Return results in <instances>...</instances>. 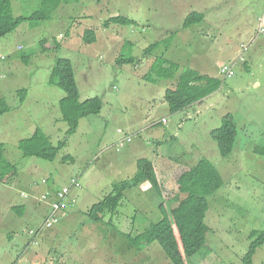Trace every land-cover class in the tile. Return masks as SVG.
<instances>
[{
  "label": "rangeland",
  "instance_id": "obj_1",
  "mask_svg": "<svg viewBox=\"0 0 264 264\" xmlns=\"http://www.w3.org/2000/svg\"><path fill=\"white\" fill-rule=\"evenodd\" d=\"M42 2L12 0L14 16H30ZM192 12L204 13L205 18L185 29L184 19ZM117 16L129 19V24L105 26ZM261 23L264 28V0H79L63 1L49 21L35 28L24 22L1 37L0 99L11 111L0 117V143L18 175L0 184V264H174L158 242L138 250L128 235L135 237L159 222L161 203L167 210L176 205L169 200L179 192L177 179L201 159L216 166L223 185L209 199L207 246L184 262L244 264L251 244L264 233ZM89 29L96 32L97 41L87 45L83 36ZM173 33L168 48L145 53ZM54 38L59 49L41 52L39 43H52ZM24 54L31 55L27 64L21 58ZM121 54L134 61L119 65ZM157 57L179 65L174 79L155 83L146 78ZM60 58L71 60L81 100L98 98L102 104L101 113L82 119L71 136L58 106L65 93L49 84ZM225 65L234 67V78L220 74ZM185 68L219 78L223 84L201 104L171 113L165 91L174 87ZM165 69L169 72V65ZM22 89L27 91L23 103ZM229 113L237 121L238 137L232 154L223 158L210 133ZM37 128L55 146L66 141L54 162L23 157L19 151V142ZM119 129L132 142L119 146L124 137ZM157 155L164 164L162 171L155 167L162 194L144 178L125 191L115 216L108 215L103 223L90 220L88 212L113 192L115 183L137 174L138 160L154 161ZM71 178L78 179L82 188L72 189V205L60 223L44 229L47 205L22 198L21 191L44 179L49 187H62ZM23 203L26 211L20 214L15 208ZM251 264H264V242L251 256Z\"/></svg>",
  "mask_w": 264,
  "mask_h": 264
},
{
  "label": "trees",
  "instance_id": "obj_2",
  "mask_svg": "<svg viewBox=\"0 0 264 264\" xmlns=\"http://www.w3.org/2000/svg\"><path fill=\"white\" fill-rule=\"evenodd\" d=\"M63 1L68 4L79 2V0H43L42 7L32 15L15 17L12 0H0V39L14 32L24 22L29 23V27L35 28L40 23L49 21ZM203 18H205L204 13H190L184 19V28L187 29L201 23ZM104 24L106 27L110 24L127 25L129 19L117 16L110 18ZM174 35L176 34L173 33L172 36L153 43L145 50V53L153 54L162 46L168 48ZM83 41L87 45L95 43L97 41L96 32L93 29L87 30L83 36ZM39 47L41 52H45L59 49L60 45L54 38L52 43L48 40H42ZM30 57V54H24L21 58L27 64ZM133 61L132 57L125 58L123 54L117 59L119 65L129 64ZM166 65L170 67L169 72L165 69ZM179 70L178 64L168 61L164 57H157L146 78L154 79L155 83L160 80L174 79ZM49 84L58 87L65 93L58 106H60L62 120L68 126L67 135L71 136L77 132L82 119L101 113L102 104L98 98L81 100L75 69L70 59L60 58L56 61ZM222 84L223 81L219 78L202 74L192 68H185L180 72L174 87L165 91L164 100L167 102L171 113L181 112L193 105L201 104L205 98L219 91ZM26 94V89L19 91L22 103ZM9 111L11 108L1 98L0 117ZM210 134L218 145L220 155L227 158L234 151L238 137L235 117L231 113L226 114L223 117L222 126ZM65 146L66 141L59 142L55 146L50 137L41 128H37L31 137L19 142L18 149L23 157H34L54 162ZM65 158L73 160L71 156ZM137 169V174L132 179L115 183L113 192L91 208L88 212L91 221L103 223L108 215L115 216L125 198V191L137 186L138 181L144 178L151 184L153 191L162 194L154 163L146 158L140 159L137 162ZM17 175L18 167L8 160L5 145L0 143V184L13 180ZM177 182L179 192L169 200L176 205L167 210L165 203H161L159 210L163 218L159 222L151 224L141 234L135 237L129 234L128 237L131 245L137 249L143 244L151 245L158 242L171 262L185 264V258L191 259L207 246V234L210 231V227L206 223L210 208L209 199L222 187L223 180L221 173L210 160L201 159L189 170L183 172ZM15 209L20 214L24 213L23 206ZM262 242H264V233L251 244L248 253L243 258L244 264H251V256L254 255L257 246Z\"/></svg>",
  "mask_w": 264,
  "mask_h": 264
},
{
  "label": "built area",
  "instance_id": "obj_3",
  "mask_svg": "<svg viewBox=\"0 0 264 264\" xmlns=\"http://www.w3.org/2000/svg\"><path fill=\"white\" fill-rule=\"evenodd\" d=\"M263 22V19H260ZM260 32L264 36V28L262 27V23L260 25ZM241 50L243 52L247 51L246 46H241ZM243 62V58L240 59ZM220 74L224 77V79L234 78L236 72L233 66L225 65L221 68ZM163 123H166V119L162 120ZM120 134L124 135L119 146L123 144H128L132 142V138L126 134L125 132L119 130ZM153 163L155 162L152 161ZM80 181L76 178H71V182L68 185H63L62 187L52 188L48 185L49 182L47 179H44L43 183H36L31 186V188L27 191H21V197L24 199L35 198L37 202L47 205L49 208L48 216L44 224V229H50L55 227L60 223L61 215L65 212L71 203V194L73 193L72 189H81ZM37 232L31 231V235H36ZM36 240L33 241V244H36Z\"/></svg>",
  "mask_w": 264,
  "mask_h": 264
},
{
  "label": "crops",
  "instance_id": "obj_4",
  "mask_svg": "<svg viewBox=\"0 0 264 264\" xmlns=\"http://www.w3.org/2000/svg\"><path fill=\"white\" fill-rule=\"evenodd\" d=\"M163 120V119H162ZM163 123V122H162ZM160 123H156L154 126H156V125H159ZM156 148V147H155ZM157 149V148H156ZM156 158H155V162H154V165H155V167H157L158 168V170L160 169L161 171H162V168H163V166H164V164L160 161V158H159V156L157 155V156H155ZM163 165V166H162ZM164 172V171H163ZM167 173H168V170H167ZM160 180V179H159ZM160 186H161V191L163 192V186H162V184H161V182H160ZM20 206H23L24 207V212L26 211V204L25 203H23L22 205H20ZM47 209H48V211H49V208L48 207H46ZM33 243V242H32ZM131 243V242H130ZM139 250V249H138ZM30 256V255H29ZM32 258H33V256H31Z\"/></svg>",
  "mask_w": 264,
  "mask_h": 264
}]
</instances>
